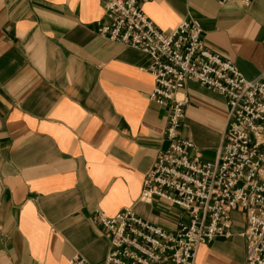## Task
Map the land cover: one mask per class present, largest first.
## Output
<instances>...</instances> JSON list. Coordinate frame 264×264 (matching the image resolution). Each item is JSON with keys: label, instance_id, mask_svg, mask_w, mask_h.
Here are the masks:
<instances>
[{"label": "crops", "instance_id": "obj_1", "mask_svg": "<svg viewBox=\"0 0 264 264\" xmlns=\"http://www.w3.org/2000/svg\"><path fill=\"white\" fill-rule=\"evenodd\" d=\"M144 13L164 32L191 17L211 50L247 79L264 71V0H150ZM101 0H0V264H103L109 237L98 223L130 206L173 229L184 213L139 199L143 175L167 146L168 110L149 98L142 51L100 36ZM180 133L191 155L215 159L227 105L195 81ZM228 238L197 247L193 264H242L240 209Z\"/></svg>", "mask_w": 264, "mask_h": 264}, {"label": "built area", "instance_id": "obj_2", "mask_svg": "<svg viewBox=\"0 0 264 264\" xmlns=\"http://www.w3.org/2000/svg\"><path fill=\"white\" fill-rule=\"evenodd\" d=\"M147 1L101 0L106 21L97 33L150 58L142 68L153 76L149 98L168 110V144L143 175L140 199L163 200L187 218L168 229L128 206L112 216L100 213L98 223L110 241L103 264H193L198 245L232 235L234 209L246 220L240 232L247 242L242 264H264V71L245 78L231 60L205 45L200 23L191 17L162 31L142 9ZM188 81L219 93L227 105L222 144L212 161L191 155L193 142L180 133L188 103L181 90ZM73 262L87 264L78 257Z\"/></svg>", "mask_w": 264, "mask_h": 264}, {"label": "rangeland", "instance_id": "obj_3", "mask_svg": "<svg viewBox=\"0 0 264 264\" xmlns=\"http://www.w3.org/2000/svg\"><path fill=\"white\" fill-rule=\"evenodd\" d=\"M104 14H105V13H104ZM222 138H223V136H222ZM220 147H221V146H220ZM141 187H142V180H141ZM140 192H141V190H140ZM139 199H140V194H139ZM125 207H127V206H125ZM128 207H130V206H128ZM173 207H174V206H173ZM123 208H124V207H123ZM131 209H132V208H131ZM120 210H121V209H120ZM234 210H235V209H234ZM117 212H118V211H117ZM117 212H116V213H117ZM231 212H232V211H231ZM116 213H114V214H116ZM114 214H113V215H114ZM135 214H136V213H135ZM184 214H185V213H184ZM136 215H137V214H136ZM111 216H112V215H111ZM185 216H186V218H187V215H186V214H185ZM139 217H140V216H139ZM141 218H142V217H141ZM142 219H143V220H146V219H144V218H142ZM146 221H148V220H146ZM148 222H151V221H148ZM151 223H153V222H151ZM155 224H157V223H155ZM105 232H106V231H105ZM106 234H107V236L109 237V235H108L107 232H106ZM109 243H110V241H109ZM107 254H108V253H107ZM107 254H106V255H107ZM75 257H76V256H75ZM75 257H74V258H75ZM74 258H73V259H74ZM78 258H79V257H78ZM73 259L71 260V262L74 264ZM80 259H81V258H80ZM82 260H83V259H82ZM83 261H84V260H83ZM84 262H85V261H84ZM85 263H87V262H85ZM87 264H89V263H87Z\"/></svg>", "mask_w": 264, "mask_h": 264}]
</instances>
